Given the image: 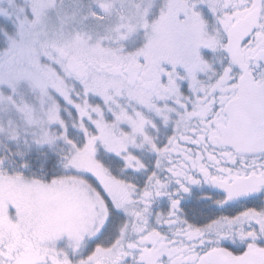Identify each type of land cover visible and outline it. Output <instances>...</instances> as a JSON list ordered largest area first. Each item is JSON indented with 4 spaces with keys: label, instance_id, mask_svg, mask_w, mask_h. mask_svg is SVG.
I'll return each instance as SVG.
<instances>
[{
    "label": "snow or ice",
    "instance_id": "snow-or-ice-1",
    "mask_svg": "<svg viewBox=\"0 0 264 264\" xmlns=\"http://www.w3.org/2000/svg\"><path fill=\"white\" fill-rule=\"evenodd\" d=\"M0 264H264V0H0Z\"/></svg>",
    "mask_w": 264,
    "mask_h": 264
}]
</instances>
